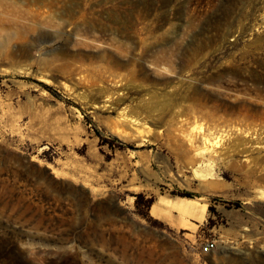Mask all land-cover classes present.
Here are the masks:
<instances>
[{
  "label": "rangeland",
  "instance_id": "rangeland-1",
  "mask_svg": "<svg viewBox=\"0 0 264 264\" xmlns=\"http://www.w3.org/2000/svg\"><path fill=\"white\" fill-rule=\"evenodd\" d=\"M37 1L0 0V264H264V0Z\"/></svg>",
  "mask_w": 264,
  "mask_h": 264
},
{
  "label": "bare ground",
  "instance_id": "bare-ground-1",
  "mask_svg": "<svg viewBox=\"0 0 264 264\" xmlns=\"http://www.w3.org/2000/svg\"><path fill=\"white\" fill-rule=\"evenodd\" d=\"M63 2L65 3L66 1L63 0ZM37 3L43 7V9H49V10H45L46 12L48 11H52L53 9H57L58 7H60V0H38ZM66 5V4H65ZM86 12V11H85ZM64 23V22H63ZM63 26V24H61ZM255 28V27H254ZM246 47V46H245ZM248 49V48H247ZM252 50H250L251 52ZM253 53V52H252ZM247 56V55H246ZM245 57V56H244ZM230 63V62H229ZM134 122V121H133ZM254 131V130H253ZM261 148V147H260ZM241 152V151H240ZM253 153V152H252ZM233 154V153H232Z\"/></svg>",
  "mask_w": 264,
  "mask_h": 264
},
{
  "label": "built area",
  "instance_id": "built-area-1",
  "mask_svg": "<svg viewBox=\"0 0 264 264\" xmlns=\"http://www.w3.org/2000/svg\"><path fill=\"white\" fill-rule=\"evenodd\" d=\"M215 247L216 244L213 241H206L205 243L201 244V254L208 255L214 250Z\"/></svg>",
  "mask_w": 264,
  "mask_h": 264
},
{
  "label": "crops",
  "instance_id": "crops-1",
  "mask_svg": "<svg viewBox=\"0 0 264 264\" xmlns=\"http://www.w3.org/2000/svg\"><path fill=\"white\" fill-rule=\"evenodd\" d=\"M154 208V204L150 207L149 212L152 214Z\"/></svg>",
  "mask_w": 264,
  "mask_h": 264
},
{
  "label": "trees",
  "instance_id": "trees-1",
  "mask_svg": "<svg viewBox=\"0 0 264 264\" xmlns=\"http://www.w3.org/2000/svg\"><path fill=\"white\" fill-rule=\"evenodd\" d=\"M152 205H153V201L151 200V201H150V206H149V207H151Z\"/></svg>",
  "mask_w": 264,
  "mask_h": 264
}]
</instances>
